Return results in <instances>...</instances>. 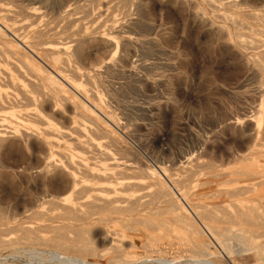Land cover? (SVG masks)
Here are the masks:
<instances>
[{"label":"rangeland","instance_id":"1","mask_svg":"<svg viewBox=\"0 0 264 264\" xmlns=\"http://www.w3.org/2000/svg\"><path fill=\"white\" fill-rule=\"evenodd\" d=\"M9 1L2 2L16 5L20 15L22 8L35 6L40 7V13L49 14H43L42 19L51 16V20H60V8L74 0H12L15 4ZM127 1L133 2H122L126 8L119 4L124 8L112 10L116 24L125 22L130 15L134 18L130 26L138 34L156 35L155 41L144 48L118 45L112 60L126 64L127 59L134 76L145 81L109 72L101 88L102 97L126 128L122 135L130 148L126 150L130 151L127 156L137 167L142 168L143 163L144 167H153L157 178L173 191L168 192L169 196H173L163 204L142 205L141 209L145 207L152 213L149 217L154 216L150 219L153 227L148 225L151 230L140 223L143 217L138 219L141 226L130 220L126 223L120 216L104 220L106 217H89L80 211L67 212L56 201L76 204L78 200L64 181L45 180L42 185L29 171L43 160L40 147H31L28 142L9 145L0 152V264H264V197L259 200L245 193L233 198L223 193L235 182H259L258 188L264 193V55L259 53L260 48H253L254 40L259 38L254 31L264 26L250 14L260 12L264 0H238L239 6L232 5L233 8L228 7L230 0ZM95 6L92 4L91 11L81 13L82 16L99 17L101 9ZM108 11L104 10L93 25L98 26ZM90 17H83V23ZM58 24L65 26L60 21ZM95 53L99 57L106 54L104 49ZM141 55L144 60L159 56L164 65L143 70L136 63ZM156 79L162 82L161 86L154 84ZM53 113L54 122L64 125L66 121L60 112ZM186 178L192 183L182 187L181 179ZM180 202L196 210L211 204H218V208L225 205L227 209L245 206L248 212L243 215L230 220L219 214L210 221L217 228H232L241 239L226 238V248L217 244V236L191 214L186 220L173 221L174 205ZM191 221L200 233L194 234V238L207 244V256L192 251L184 229ZM29 225L30 230H26ZM42 237L63 245H53ZM112 238L120 240L118 245L110 243ZM76 239L87 245L86 253L72 251L70 243Z\"/></svg>","mask_w":264,"mask_h":264},{"label":"bare ground","instance_id":"2","mask_svg":"<svg viewBox=\"0 0 264 264\" xmlns=\"http://www.w3.org/2000/svg\"><path fill=\"white\" fill-rule=\"evenodd\" d=\"M2 1L0 0V152L9 145L20 146L23 142H28L31 147L35 145L38 146L36 148L40 147L43 160L41 163L30 167L29 171L42 182V185L45 180L64 181L67 189L78 200L75 202L76 204H66L59 199L56 201V204L62 206L67 212L80 211L83 212L82 215L86 214L85 216L89 217L92 215H98L101 219L106 217L104 220H111L113 217L120 216L126 223L127 220H130L133 224L138 223V219L143 217V220L139 219L140 223L147 227L150 225V228H152L150 219L154 216L149 217L148 215L152 213L147 212L145 207L141 209L142 205H149V203L157 205L162 202H169L170 197L173 195L169 196L168 192L172 190H168V186V189L165 187L166 184L162 183L164 180L161 181L157 178L156 170L153 167H144V163L141 164L142 168L137 167L133 164V159H130L131 156L130 158L127 156L130 151L126 150L130 148H127V143L125 144L122 135L126 128L119 121L121 119L115 115L110 104L103 100L101 88L107 82L106 76L109 72L127 75L130 76L128 78L132 77L136 81H145L144 78L134 76L131 71L132 68H130L131 64L126 61L127 59L125 60L126 64H120L112 58L118 45L129 47V49L137 46H141V48L143 46L144 48V45L155 41L156 35L138 34L134 30L135 28L130 26L134 19L130 15L126 17L125 22H121L122 16L119 18L121 23L116 24L118 21L112 10L116 9L115 11H117V8H124L122 2H128L127 0H74L73 3H68L62 6L60 11L58 10L63 15L62 18L59 17L60 20L53 19L55 21L50 19L51 16L50 18L45 17L48 20L42 19L43 14L46 16V12L42 11L43 14L40 13V7L28 6L22 8L20 15L15 9L16 5ZM9 2L14 3L12 0ZM131 3L125 4L131 5ZM237 3L239 4L238 0L237 2L230 0L227 4H229L228 7L230 5L232 7ZM92 4L98 5L101 9L99 13L97 11L99 17L104 13V10L105 12L109 10V14L103 17L104 19L100 24L98 23V26L93 25L94 21L99 18L98 16L95 18V14L93 17L88 16L91 13L86 14L90 17L88 22L83 23L82 21L84 18H88L85 15L82 16V14L88 13V10L91 11L89 7ZM119 4L124 7L121 5L119 7ZM238 4L237 6H239ZM234 9L238 8L234 7ZM243 13L244 11H242ZM248 13L245 11L244 14ZM250 14L251 17L261 20L262 26H264V8L258 13L252 12ZM47 15L49 16V14ZM240 19L241 17L238 21ZM59 21L65 23V26H58ZM252 23L254 22L252 21ZM74 24L75 26H72ZM252 31L254 30L252 29ZM254 32L255 34L258 32L257 36L259 38L255 39L254 42L252 41L253 48H260L259 53L264 55V28L261 27V30ZM98 49H104L106 54L99 57L100 54L96 55L97 53H95ZM94 54L99 58H96ZM253 61L256 62V60ZM136 63L143 70L150 69L153 66L156 67V65H164L159 56H149L144 60L141 55ZM262 65L261 63L260 66ZM154 84L158 87L162 85V82L156 79ZM53 112H60L66 121L64 125L54 122ZM132 158H134V155ZM138 161L141 163L140 160ZM190 172L192 171L190 170ZM262 181L264 183V180ZM181 182H183L181 186L185 187L191 184L192 180L186 178L184 181L181 179ZM238 184L240 183L230 184V187L225 188L223 193L233 198L245 193H251L253 197H264L263 189L258 188L259 182L258 184ZM184 198L185 196L182 200ZM171 203L173 202L171 201ZM171 203L169 204L170 207ZM215 205L218 206V204ZM215 205L211 204L209 207L196 210L191 208V205L185 207L181 202L176 203L173 208L176 214L172 220H186L187 216L192 215L203 222V224L200 222L202 226L205 227L206 225V229L217 236V241L215 240L217 244L219 242L228 248L223 240L231 237L240 238V236L235 234L236 231L233 232L232 228L211 226L210 221H213L211 219H215L219 214H222L231 220L232 217L238 214L243 215L248 211L244 208L245 206H235L234 209H227L228 206L221 205L218 208ZM81 206L85 208L83 209ZM170 212H172V209ZM155 215L157 214L155 213ZM156 222L159 221L156 220ZM129 224L126 225L129 226ZM185 225L184 229L189 235V237H186L191 241L188 242L192 243V251L207 256L206 242L199 241L198 237L196 240L193 236L194 234H200L195 224L191 221ZM26 227L29 228L26 230H30L31 225ZM215 228L218 230H215ZM155 229L153 228V230ZM152 231H149V233ZM208 231L207 233H210ZM42 239L52 242L56 246L61 244L60 241L53 238L42 237ZM76 240L70 243L72 251L86 253L87 245L80 242L79 239ZM109 241L118 245L120 240L117 241V239L112 238Z\"/></svg>","mask_w":264,"mask_h":264}]
</instances>
